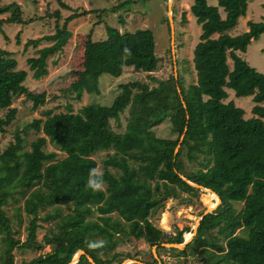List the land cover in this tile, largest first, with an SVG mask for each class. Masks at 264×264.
I'll return each instance as SVG.
<instances>
[{
  "label": "trees",
  "instance_id": "obj_1",
  "mask_svg": "<svg viewBox=\"0 0 264 264\" xmlns=\"http://www.w3.org/2000/svg\"><path fill=\"white\" fill-rule=\"evenodd\" d=\"M130 1L120 0L109 8ZM187 7L200 28L191 54L194 82L184 83L179 72L153 87L130 79L119 83V91L107 104L87 102L75 111L68 105L64 111L43 109L42 116L26 125L41 132L29 140L28 148L15 131L13 140L0 150V264H66L77 249L83 252L73 264H116L133 257L113 248L133 236L139 225L145 243L155 245L156 251L159 247L170 250L175 257L201 247V264H264V74L240 55L251 39L264 35V14L258 20L247 19L246 30L231 34L229 30L246 12L247 0H216L214 4L191 0ZM5 11L7 22L33 18L25 19L14 2L0 3V13ZM79 14L73 10L59 21L60 12L55 9L47 19L53 22V31L24 40L26 48L52 39L34 49L37 55L25 59L34 78L47 73V57L61 49L70 34L69 22ZM180 16L185 21L183 13ZM104 28V37L93 39L88 32L83 41L82 68L66 86L76 97L82 91L98 92L101 73L117 76L123 66L150 71L157 65L148 27L119 31L105 24ZM15 36L18 40V33ZM16 62L9 50L0 47L1 131L14 118L16 109L10 106L14 96L23 94L32 106L45 101L44 90L33 92L24 85L26 70L16 68ZM226 88L233 96H250V115L245 117L233 98L226 99ZM124 109L133 127L151 129L167 119L174 135L108 132L101 126L106 118L117 121ZM46 140L64 155L58 158L55 150H44ZM97 150H105L99 164L104 188L92 191L86 180L89 169L97 166L92 156ZM180 175L210 188L220 199L215 208L202 213L182 248L161 242H181L187 226L172 234L148 219L166 198L197 188ZM9 200L15 202L11 214L6 213ZM237 201H242L238 209ZM92 211H96L94 217L89 216ZM21 212L28 218L24 239L12 220L19 224ZM38 228L44 230L42 242L35 235ZM237 228L243 233L235 232ZM44 243L49 245L47 250L26 262L14 261V248L39 250ZM150 257L146 263L157 262L151 252ZM160 264L165 263L160 260Z\"/></svg>",
  "mask_w": 264,
  "mask_h": 264
},
{
  "label": "rangeland",
  "instance_id": "obj_2",
  "mask_svg": "<svg viewBox=\"0 0 264 264\" xmlns=\"http://www.w3.org/2000/svg\"><path fill=\"white\" fill-rule=\"evenodd\" d=\"M120 0H0V3L14 2L20 6L22 16L27 19L33 18L24 23L7 22L4 19L8 12L0 13V47L9 50L11 56L17 61L16 68L26 70V76L23 80L24 85L33 92L45 91V101L43 104L31 105V100L25 98L23 94L16 95L12 98L10 106L15 107L14 118L5 124L4 130H0V150L3 149L10 141L13 140L14 132H18L23 137V147H29V140L34 138L35 134H41L40 131H35L31 126H26L34 117L42 116L41 110L50 108L53 112L66 110L67 105L72 111H75L79 106L87 102H99L107 104L112 97L119 91V83L130 79H137L147 82L151 87L157 86L158 83L168 75H175L177 72L183 78L184 83L194 82L195 70L192 66L191 54L192 47L198 39L200 32L199 25L195 23L193 15L188 9V4L191 0H131L128 4L114 8L109 7L116 4ZM216 0H208V3L214 4ZM264 0H247V10L244 16L237 19L236 25L229 30L231 34L246 30L247 19L257 20L261 16V2ZM63 3V4H62ZM107 8L108 10H100ZM60 12V19L66 16L73 10L80 14L69 22L70 34L61 49L53 54H50L46 59L47 73L34 78L31 75V70L28 69V62L25 60L27 56L37 55L34 49L42 45L52 42V39H41L36 46H27L23 48V42L28 37L40 36L44 33L53 31V22L47 23L49 17H53V10ZM85 12H82V11ZM223 15L221 9H219ZM102 12V13H101ZM46 13L45 17L37 20V16ZM181 13L185 17V21H181ZM36 16V17H35ZM170 16L168 23L164 17ZM101 20L100 22H98ZM51 21V19H49ZM116 27L119 31L133 30L136 27H148L153 35L154 52L161 58L157 59L155 69L150 71L134 70L131 66H123L121 72L117 76H112L107 73H101L98 77V92L82 91L79 97L75 96L74 91L68 90L66 86L76 76V71L82 68V51L84 47V39L89 32L93 39L104 37L105 24ZM18 33V40L15 34ZM215 35V33H213ZM264 36L260 35L256 39L250 40L244 51L240 55L254 69L264 74ZM239 53V52H238ZM230 63L229 57H227ZM228 98H233L236 105L243 107L244 116L250 115L249 108L253 101L248 96H233L232 91L228 89ZM4 110L0 109V115ZM119 122V123H118ZM118 123V124H117ZM168 121L164 119L153 128H148L141 125L139 128L133 127L126 118V109L119 112L118 119L106 118L101 123V126L107 130L120 133H139L143 135H174L168 129ZM25 128L24 131L20 130ZM44 150H55L56 156L59 158L64 155L63 151L46 140L43 145ZM110 150V149H109ZM105 150H97L92 156L97 161V168L100 167V160L104 157ZM190 162H188L189 164ZM191 166H194L192 164ZM197 166V164L195 165ZM181 197H169L163 202L162 208L151 212L149 219L151 222L164 229L174 233L175 229L187 226L188 229L183 231V236L193 235L198 218L204 209L211 206L216 201L212 193H208L202 187H197L192 191L179 193ZM206 194L212 195L210 200ZM219 201L212 207L218 204ZM17 203H21L18 200ZM14 201L8 202L6 205V213L11 214ZM242 201L234 202V206L238 209ZM209 205V206H208ZM211 209V210H212ZM65 211V208H62ZM42 212V211H41ZM40 212V213H41ZM96 211H92L89 216L94 217ZM115 212H112L114 214ZM22 218L19 224L12 218L14 227L19 228L18 236L20 239L25 238V225L28 220L27 215L21 212ZM45 224V222H43ZM174 225V226H172ZM43 229L38 228L36 238L42 242ZM235 232L242 234V228H237ZM192 237V236H191ZM223 242V240H220ZM164 242H161V244ZM163 245V244H162ZM49 245L44 243L38 250L33 248H14L13 258L16 263L26 262L37 252L45 251ZM200 248L198 247L189 255L175 257L170 250L158 248L156 251L155 245L149 246L142 238V229L139 225L135 234L129 237L128 240L118 242L114 246V250L128 252L133 254L131 259L139 264L146 263L150 260V252L157 257V264L162 260L165 264H201ZM189 249V248H188ZM190 251V249H189ZM123 258L122 260L127 259Z\"/></svg>",
  "mask_w": 264,
  "mask_h": 264
},
{
  "label": "water",
  "instance_id": "obj_3",
  "mask_svg": "<svg viewBox=\"0 0 264 264\" xmlns=\"http://www.w3.org/2000/svg\"><path fill=\"white\" fill-rule=\"evenodd\" d=\"M168 19L170 20V16H168ZM156 59H158V58H161L160 56H156L155 57ZM187 183H189L190 185H192V186H195V187H202L203 189H208L209 191H211V192H213L210 188H208V187H205V186H203V185H200V184H198V183H196V182H194V181H191V180H189V179H187L185 176H183V175H180ZM218 201H220V199H219V197H218ZM212 208H210V209H204L203 210V212L202 213H206V212H208V211H210ZM202 213H201V215H202ZM201 215L199 216V218H198V221H199V219H200V217H201ZM198 223V222H197ZM194 232L195 231H193L192 232V234H194ZM191 236L192 235H190L189 236V238L188 239H186L185 237L183 238V240L181 241V242H164V243H162L163 245H166V246H175V247H178V248H182L184 245H185V243L191 238ZM177 244H180V245H177ZM83 252V250L82 249H77L74 253H73V255L70 257V259L67 261V263L66 264H73L77 259H78V256L81 254ZM87 258H88V260L91 262V263H93V260H92V258L90 257V256H87ZM131 261H133V259H131V258H127V259H125V260H121L119 263H117V264H125V263H128V262H131ZM141 264H157V263H142L141 262ZM160 264V263H159Z\"/></svg>",
  "mask_w": 264,
  "mask_h": 264
},
{
  "label": "clouds",
  "instance_id": "obj_4",
  "mask_svg": "<svg viewBox=\"0 0 264 264\" xmlns=\"http://www.w3.org/2000/svg\"><path fill=\"white\" fill-rule=\"evenodd\" d=\"M86 186L92 191H101L104 188V179L102 170L93 167L89 169Z\"/></svg>",
  "mask_w": 264,
  "mask_h": 264
},
{
  "label": "crops",
  "instance_id": "obj_5",
  "mask_svg": "<svg viewBox=\"0 0 264 264\" xmlns=\"http://www.w3.org/2000/svg\"><path fill=\"white\" fill-rule=\"evenodd\" d=\"M206 1H208V0H206ZM215 2H216V1H215ZM263 3H264V1H262V2H261V5H260V7L262 8V9H261V15L264 14V6H263ZM246 10H247V8H246ZM245 14H246V12H245ZM245 14H244V15H245ZM221 16H223V15H221ZM239 17H240V16H239ZM239 17H238V18H239ZM260 17H261V16H260ZM259 19H260V18H259ZM257 20H258V19H257ZM246 29H247V28H246ZM260 35H262V34H260ZM260 35H259V36H260ZM263 36H264V35H263ZM251 40H252V39H251ZM249 42H250V41H249ZM241 52H242V51H241ZM226 91L229 92V94H230V91H228L227 88H226ZM247 96L250 97L249 95H247ZM176 147H177V146H175V149H176ZM114 170H115V168H111V167H110V171H111V172H114ZM213 192H214V191H213ZM214 193H215V192H214ZM216 195H217V194H216ZM217 196H218V195H217ZM151 212H152V211H151ZM151 212H150V213H151ZM114 214H115V213H114ZM114 214H113V215H114ZM149 215H150V214H149ZM200 215H201V214H200ZM148 219H149V216H148ZM149 220H150V219H149ZM172 226H174V225H172ZM161 229H162V228H161ZM162 230L164 231V229H162ZM174 231H175V226H174ZM172 234H174V233H172ZM151 246H152V245H151ZM165 246H166V245H165ZM126 252H127V251H126ZM128 258H129V257H128ZM116 264H117V263H116Z\"/></svg>",
  "mask_w": 264,
  "mask_h": 264
},
{
  "label": "bare ground",
  "instance_id": "obj_6",
  "mask_svg": "<svg viewBox=\"0 0 264 264\" xmlns=\"http://www.w3.org/2000/svg\"><path fill=\"white\" fill-rule=\"evenodd\" d=\"M206 191L209 192V193H212L213 197L216 198V201H215L213 204H211L210 207L207 208V209H210V208H212V207L217 203V201H218V196L216 195V193L211 192V191H209L208 189H206ZM213 197H212V198H213ZM187 234H189V235H188V236L185 235V238H186V239L189 238V236H190V232H188ZM177 245H180V244H177Z\"/></svg>",
  "mask_w": 264,
  "mask_h": 264
},
{
  "label": "built area",
  "instance_id": "obj_7",
  "mask_svg": "<svg viewBox=\"0 0 264 264\" xmlns=\"http://www.w3.org/2000/svg\"><path fill=\"white\" fill-rule=\"evenodd\" d=\"M165 232H167V233H170V232H171V230H170V231H165Z\"/></svg>",
  "mask_w": 264,
  "mask_h": 264
}]
</instances>
